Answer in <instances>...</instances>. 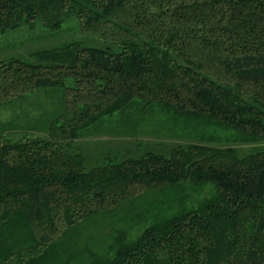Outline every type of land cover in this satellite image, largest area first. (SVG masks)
<instances>
[{
  "label": "trees",
  "instance_id": "1",
  "mask_svg": "<svg viewBox=\"0 0 264 264\" xmlns=\"http://www.w3.org/2000/svg\"><path fill=\"white\" fill-rule=\"evenodd\" d=\"M71 19L95 45L0 57V108L61 96L44 124L34 106L0 122V264H73V232L125 207L79 264H264V0H0V36ZM133 109L200 140L91 164L81 134Z\"/></svg>",
  "mask_w": 264,
  "mask_h": 264
},
{
  "label": "rangeland",
  "instance_id": "2",
  "mask_svg": "<svg viewBox=\"0 0 264 264\" xmlns=\"http://www.w3.org/2000/svg\"><path fill=\"white\" fill-rule=\"evenodd\" d=\"M71 41H83L87 45H95L94 39H87L81 32H79L75 20H69L64 25L60 32L51 33L45 31L44 28L37 27L36 29H23L20 31L11 32L4 36H0V57L1 56H16L20 53L25 54L26 48L38 49L44 47H55ZM60 94L55 96L43 92L35 98H32L22 104L17 102L11 106L0 108V122H6L15 113L21 109L35 110L40 109L41 113H45V117L36 116L37 118L47 121L51 119L60 107ZM132 112L117 113L114 116L105 118L101 123L85 130L79 141L88 145L87 150L91 155V164H95V157H99L103 147L109 150L116 151L121 145L131 144V140L142 139L154 142L161 140L167 143L184 142L194 143L199 142V136L193 132H182L178 127L166 121V117L160 114L147 115L135 109ZM36 119V118H35ZM225 140L226 135H217L215 140ZM225 143V141H223ZM101 149L95 150V145ZM118 147V148H117ZM106 149V150H107ZM152 201L147 199L139 203ZM120 209L115 213H107L100 216H94L84 222L81 227H78L67 242V255L74 263H85L93 258V254L103 255L107 248L114 242L115 234L120 230L127 228L124 224V216L129 211ZM135 233L141 232V228H135ZM135 237L133 234L130 237L132 240Z\"/></svg>",
  "mask_w": 264,
  "mask_h": 264
}]
</instances>
